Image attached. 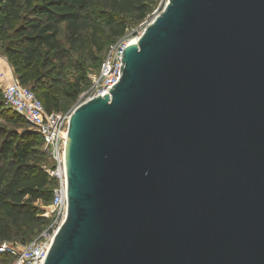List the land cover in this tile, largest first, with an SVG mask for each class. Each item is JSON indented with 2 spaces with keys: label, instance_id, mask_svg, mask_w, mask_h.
<instances>
[{
  "label": "water",
  "instance_id": "water-1",
  "mask_svg": "<svg viewBox=\"0 0 264 264\" xmlns=\"http://www.w3.org/2000/svg\"><path fill=\"white\" fill-rule=\"evenodd\" d=\"M65 172L43 264H264V0H166Z\"/></svg>",
  "mask_w": 264,
  "mask_h": 264
},
{
  "label": "trees",
  "instance_id": "trees-1",
  "mask_svg": "<svg viewBox=\"0 0 264 264\" xmlns=\"http://www.w3.org/2000/svg\"><path fill=\"white\" fill-rule=\"evenodd\" d=\"M96 5L105 10L104 28L92 21L91 13ZM150 10L146 0H0V34L19 22L14 30L16 43L14 47H7L5 54L11 60L19 82L26 85L36 78L41 49L59 50L61 24L65 25L68 38L73 43H78L84 32L90 30L91 45L104 56L109 44L143 22ZM34 81L37 84L28 87L45 109L48 112H65L59 110V99L51 92V85L43 87L37 79ZM1 103L5 107L2 93ZM27 124L29 129L19 133H9L0 127V243L30 242L49 224L36 202L42 205L51 203L55 182L42 168L47 162L42 138ZM34 225H43V228L33 238L19 242L11 240L13 235L24 233ZM9 257L0 254V263L8 264Z\"/></svg>",
  "mask_w": 264,
  "mask_h": 264
},
{
  "label": "built area",
  "instance_id": "built-area-1",
  "mask_svg": "<svg viewBox=\"0 0 264 264\" xmlns=\"http://www.w3.org/2000/svg\"><path fill=\"white\" fill-rule=\"evenodd\" d=\"M147 24V20L143 21L138 29L128 30L121 38L109 44L98 73L92 79L91 95L81 100L77 106L98 95L103 97L106 93L109 94L112 85L119 78L124 48L133 42L131 41L133 38L137 39ZM1 60L7 63V58L0 53ZM8 66L10 76L5 78L3 73L0 74L4 105L21 115L42 138V149L47 158L42 168L55 182V187L51 203L46 207L48 213L45 214L52 216V224L30 242L20 244L4 241L0 243V254L10 256L12 260L8 264H43L60 225L55 230L51 227L59 220L63 221L66 213L65 145L69 119L77 106L65 112H48L36 94L28 86L21 84L12 67Z\"/></svg>",
  "mask_w": 264,
  "mask_h": 264
},
{
  "label": "rangeland",
  "instance_id": "rangeland-1",
  "mask_svg": "<svg viewBox=\"0 0 264 264\" xmlns=\"http://www.w3.org/2000/svg\"><path fill=\"white\" fill-rule=\"evenodd\" d=\"M151 7V10L145 20L148 22L163 8L166 0H146ZM105 10L100 5L94 6L91 17L94 23H99L103 28L106 26V18L104 16ZM144 20V21H145ZM143 23V22H141ZM138 24L135 29L140 27ZM19 22L13 23L12 28H5L4 32L0 34V53L4 56L7 47H14L15 38L14 30ZM90 30L84 32L78 43H73L69 40L65 31V25L61 24L59 27V50L52 51L43 47L41 49V57L37 61V81L43 87H50L51 92L59 99V110L69 111L74 109L77 104L91 95L90 85L94 76L97 75L99 64L101 62L103 52H97L90 43ZM6 55V54H5ZM7 56V55H6ZM8 57V56H7ZM8 57L7 63L11 64ZM0 62V69L5 65ZM12 67V64L10 65ZM14 68V67H13ZM2 78H0L1 81ZM34 79V80H35ZM32 80L27 86L32 88L35 81ZM35 92H37L35 90ZM1 82H0V127L7 132H24L29 129L28 124L24 118L15 114L2 106L1 103ZM39 205L42 216L49 221L48 227L52 224V216L45 215L48 213L47 205H42L41 202H36ZM59 220L53 224L51 229L55 230L61 223ZM47 227V228H48ZM43 225H34L28 231L13 235L11 240L28 241L36 236L39 229ZM12 259L10 258V261Z\"/></svg>",
  "mask_w": 264,
  "mask_h": 264
},
{
  "label": "crops",
  "instance_id": "crops-1",
  "mask_svg": "<svg viewBox=\"0 0 264 264\" xmlns=\"http://www.w3.org/2000/svg\"><path fill=\"white\" fill-rule=\"evenodd\" d=\"M0 62L5 63V61H2V60ZM1 73H3V76L5 78H8L10 76V69H9L8 64L5 63V65L0 69V74Z\"/></svg>",
  "mask_w": 264,
  "mask_h": 264
},
{
  "label": "bare ground",
  "instance_id": "bare-ground-1",
  "mask_svg": "<svg viewBox=\"0 0 264 264\" xmlns=\"http://www.w3.org/2000/svg\"><path fill=\"white\" fill-rule=\"evenodd\" d=\"M136 40V38H133L131 41H135Z\"/></svg>",
  "mask_w": 264,
  "mask_h": 264
}]
</instances>
